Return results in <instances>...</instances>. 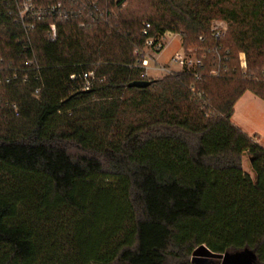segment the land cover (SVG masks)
I'll return each mask as SVG.
<instances>
[{
	"label": "trees",
	"instance_id": "obj_1",
	"mask_svg": "<svg viewBox=\"0 0 264 264\" xmlns=\"http://www.w3.org/2000/svg\"><path fill=\"white\" fill-rule=\"evenodd\" d=\"M107 1L96 27L45 21L29 50L0 0V59L39 66L0 90V264H219L202 257L243 251L264 264V147L232 121L245 92L264 100V0H137L149 11L119 15ZM167 33L203 66L153 80L139 54Z\"/></svg>",
	"mask_w": 264,
	"mask_h": 264
},
{
	"label": "built area",
	"instance_id": "obj_2",
	"mask_svg": "<svg viewBox=\"0 0 264 264\" xmlns=\"http://www.w3.org/2000/svg\"><path fill=\"white\" fill-rule=\"evenodd\" d=\"M102 0H4L9 17L13 23L20 25L26 36L28 37V44L26 49L32 50L30 36L38 29V27L48 20L72 22L75 23L79 29L85 30L96 27L98 23L108 17V12L100 5ZM150 25H146V29ZM225 25L218 23L214 28V36L220 38L225 33ZM146 31L144 30L143 34ZM48 36L50 41H55L57 37V24L53 23L49 26ZM166 43L164 37L159 40L148 39L145 44L146 50L151 51L150 57L146 56L142 51L138 66L145 70V76L149 77L148 71L149 61L155 62L152 70L161 71L166 75H172L174 72L169 70L166 66L159 63L158 56L165 50ZM213 64V68L209 71V75L219 76L220 74V59H217ZM171 63L186 67L187 69L195 66H203V61L194 55L193 50L184 52V54L176 53L171 58ZM240 65L245 70L247 68L245 56L240 55ZM26 68L7 67L3 59H0V90L4 85L14 82L27 83L31 79L30 69L33 67L39 69L36 57L32 54L26 62ZM150 78V77H149ZM201 77L198 76L197 79ZM75 79V75L71 76ZM94 73L87 72L83 74L82 84L80 90L89 91L93 86ZM193 89V88H192ZM38 93V91L36 92ZM2 102L0 99V108ZM16 110V107H14Z\"/></svg>",
	"mask_w": 264,
	"mask_h": 264
},
{
	"label": "crops",
	"instance_id": "obj_3",
	"mask_svg": "<svg viewBox=\"0 0 264 264\" xmlns=\"http://www.w3.org/2000/svg\"><path fill=\"white\" fill-rule=\"evenodd\" d=\"M166 51L167 44L165 50L158 56L164 65H167L176 54L167 56ZM232 121L244 133L264 147V100L252 92H245L236 103Z\"/></svg>",
	"mask_w": 264,
	"mask_h": 264
},
{
	"label": "rangeland",
	"instance_id": "obj_4",
	"mask_svg": "<svg viewBox=\"0 0 264 264\" xmlns=\"http://www.w3.org/2000/svg\"><path fill=\"white\" fill-rule=\"evenodd\" d=\"M118 1L119 0H113V2H112V0H111V1H107L106 2V4H107L106 7H107V9L109 10V12L112 15H119V12L120 13L121 12H125L126 9H128V8L130 9V5L133 7V9L137 8L136 10H138V9L140 10L142 8H146L147 11H149L148 8H147L148 7L147 5H145L143 7L141 4H139L137 2V0L136 1H134V0H126V2L122 6H119V7L116 5V3ZM164 42L167 44V51H166V55L167 56H170V55H172L174 53L184 54L185 51L183 50L182 39H181V36L179 34L167 33L164 36ZM193 49L196 50L195 48H190L189 50H193ZM143 52L145 53L146 56L150 57L149 56V55H151V51L150 50L144 49ZM167 59H168V57H167ZM159 63L161 65H164L162 60H159ZM154 66H155V62L150 60L149 61L150 70L148 71V74H149V77L151 79L157 80V79H159V78H161V77L166 75V73H164V72L152 70L154 68ZM164 66H166L172 72H180L182 70L181 66H179L178 64H173L171 62H168V64L167 65L165 64ZM241 69H243V68L241 67ZM243 168H244V171H245L246 174H248L252 179H255V173H254V171L252 169L250 158H249V156L247 154H245L244 157H243ZM196 257H199V256L196 255ZM202 258L203 259H208V260L218 261V263L221 264L222 259H223V255L220 256L219 258H212V257H210L208 255L203 256Z\"/></svg>",
	"mask_w": 264,
	"mask_h": 264
},
{
	"label": "water",
	"instance_id": "obj_5",
	"mask_svg": "<svg viewBox=\"0 0 264 264\" xmlns=\"http://www.w3.org/2000/svg\"><path fill=\"white\" fill-rule=\"evenodd\" d=\"M152 85L151 81H135L128 85L129 88L144 89ZM255 256L247 251L236 253H225L221 264H252Z\"/></svg>",
	"mask_w": 264,
	"mask_h": 264
}]
</instances>
